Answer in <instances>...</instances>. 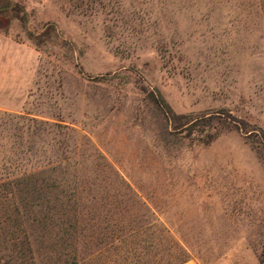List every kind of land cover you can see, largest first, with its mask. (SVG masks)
I'll return each instance as SVG.
<instances>
[{"label":"rangeland","instance_id":"rangeland-1","mask_svg":"<svg viewBox=\"0 0 264 264\" xmlns=\"http://www.w3.org/2000/svg\"><path fill=\"white\" fill-rule=\"evenodd\" d=\"M7 2L0 110L68 126L84 217L158 221L85 264H264V0Z\"/></svg>","mask_w":264,"mask_h":264},{"label":"trees","instance_id":"trees-1","mask_svg":"<svg viewBox=\"0 0 264 264\" xmlns=\"http://www.w3.org/2000/svg\"><path fill=\"white\" fill-rule=\"evenodd\" d=\"M15 5H0V13ZM157 97L153 101L170 119L171 109L160 94ZM67 129L60 122L0 110V203L16 205L14 216L0 215L1 244L13 252L7 264H37L34 254L40 247L53 254L54 264H85L110 247L121 257L134 254L118 249L127 241H137L141 231L145 230L143 240L149 244L156 239L148 231L156 219L143 223L141 219L113 217L110 222L83 216L96 209H110L106 199L98 205L88 203L95 195L87 202L80 201L78 174L70 170L75 161L71 160ZM92 191L96 193L98 187L87 188V193L94 194ZM121 191L136 193L127 184ZM186 259L166 264H181Z\"/></svg>","mask_w":264,"mask_h":264},{"label":"crops","instance_id":"crops-1","mask_svg":"<svg viewBox=\"0 0 264 264\" xmlns=\"http://www.w3.org/2000/svg\"><path fill=\"white\" fill-rule=\"evenodd\" d=\"M181 264H209V263L205 262L204 260L200 259L199 257L191 256V257H188ZM251 264H262V263H261V261L254 258V261Z\"/></svg>","mask_w":264,"mask_h":264}]
</instances>
